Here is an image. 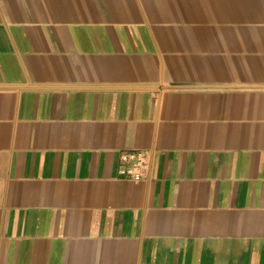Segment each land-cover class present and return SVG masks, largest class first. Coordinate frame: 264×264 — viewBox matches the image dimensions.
Here are the masks:
<instances>
[{"label":"crops","instance_id":"0c3cea01","mask_svg":"<svg viewBox=\"0 0 264 264\" xmlns=\"http://www.w3.org/2000/svg\"><path fill=\"white\" fill-rule=\"evenodd\" d=\"M0 264H264V0H0Z\"/></svg>","mask_w":264,"mask_h":264},{"label":"built area","instance_id":"2783aa9c","mask_svg":"<svg viewBox=\"0 0 264 264\" xmlns=\"http://www.w3.org/2000/svg\"><path fill=\"white\" fill-rule=\"evenodd\" d=\"M147 171V159L143 152L125 154L119 168V176L135 182L144 179Z\"/></svg>","mask_w":264,"mask_h":264}]
</instances>
